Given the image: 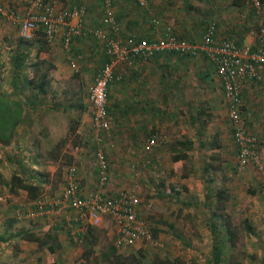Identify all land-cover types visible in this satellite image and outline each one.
<instances>
[{
    "label": "rangeland",
    "instance_id": "374dc122",
    "mask_svg": "<svg viewBox=\"0 0 264 264\" xmlns=\"http://www.w3.org/2000/svg\"><path fill=\"white\" fill-rule=\"evenodd\" d=\"M55 1L64 8L80 1L87 7L86 18L91 17L96 22L101 16L100 0ZM119 1L113 0L112 4L117 2L119 10L129 5L132 14H128L142 17V10L134 2ZM29 2L0 0V91L8 96H19L23 109L12 140L6 146L0 144V176L4 181L0 184V238L3 237L0 240V264H134L141 255L148 261L158 256L181 264H212L213 237L208 226L209 210L203 208V201L205 192L209 190L213 193L220 186L228 190L227 211L237 226L235 245L230 249L224 248L221 264H226L230 257L229 264H264V160L259 156L258 161L250 162L243 168L238 165L223 92L212 75L213 64L202 55L198 58L185 56L191 60L190 69H185L184 62L177 59L169 60L168 68L159 69L164 70L171 80V104L169 109H165L169 114L158 120L160 126L146 134L132 133L131 124L134 122L130 123L133 117L129 114L120 116L119 124L113 121L107 132H96L88 119L90 113L86 103L78 124L82 131L79 130L77 137L70 140L67 137L63 141L61 150L65 148L62 154L66 157L56 160L50 156L49 150L66 137L70 118L78 115L71 106L87 99L97 63L89 64L92 59L86 57V68L80 64L78 71L59 73L48 65L59 60L66 64L63 48L60 42H56L37 56L36 46L28 48V57H22L24 65L20 70L16 67V70L12 54L19 37L23 36L17 20L25 16ZM262 2L264 18V0ZM149 8L150 13L169 20L179 36L196 44L201 41L203 26L208 21H215L219 27L225 18L230 20L229 25L235 27V32L238 29L239 33L235 36L242 47L253 41V33L261 21L251 12L244 17L243 0H156L154 3L151 0ZM143 23L145 26L150 24L145 19ZM225 25L226 21L222 22V27ZM96 43L102 44L98 39ZM168 54L160 55L169 57ZM153 57L138 64L148 66ZM38 60L47 62L43 63L39 72L33 65ZM199 66H203L209 76H194V67ZM42 73L47 77L46 93H40L28 83L32 76L36 79L39 78L36 74ZM115 128L120 131L114 133ZM186 128L191 131L190 137L194 138L196 145L188 150L179 149L176 142L185 135L180 130ZM153 133L163 135L168 141L153 151L155 165L152 161L144 166L145 161L151 158L146 154L147 157L142 159L140 148L143 140ZM213 140L220 144L219 148H211ZM74 146H78L79 150L75 151ZM99 146L109 161V187L114 190L137 189L140 198L138 212L146 218L148 225L159 229L157 237L162 246L156 248L137 244L116 248L115 227L108 216L102 217L98 226H93L95 236L91 241L86 238L83 228L82 234L85 235L78 244L69 241L68 230L63 224L66 215L74 216L72 211H63L49 219L17 217L18 212L24 213L34 203L22 191L11 194L6 186L8 176L17 167V160H23L32 182L42 181L39 198L52 199L62 190L63 174L71 162L77 165L78 170L79 167L90 168L93 182L86 184L83 179L80 180L84 181V192L93 189L96 182L94 152ZM69 148L75 154L73 159L67 158L66 150ZM175 153H186V160L174 162L172 156ZM138 162H141L140 165ZM206 165L209 171L204 170ZM52 220H55L54 223ZM53 225H57L54 230L56 240L52 241L54 253L22 237L23 232L32 231L43 238L45 233L51 232ZM86 250L90 251L89 255H84Z\"/></svg>",
    "mask_w": 264,
    "mask_h": 264
},
{
    "label": "built area",
    "instance_id": "2783aa9c",
    "mask_svg": "<svg viewBox=\"0 0 264 264\" xmlns=\"http://www.w3.org/2000/svg\"><path fill=\"white\" fill-rule=\"evenodd\" d=\"M100 23L88 25V14L83 2H75L64 8L55 0H30L25 16L17 20L25 38L31 39L41 31L49 45L60 42L68 62L77 71L73 54V43L78 38L92 36L103 44L107 60L95 72L87 91L90 124L96 132H107L111 128L108 114V88L111 83L123 78L117 69L122 64L132 68L137 61H145L156 54L174 53L181 56L198 58L204 56L216 69L222 81L223 98L230 122L233 142L237 149V163L240 167L259 160L258 146L264 138L250 134L247 130L248 118L243 111L242 90L247 82H261L264 79V18L262 0H243L245 13H253L261 21L255 30L253 44L239 47L233 39L216 40L217 24L208 21L203 30L201 41L196 44L178 36L168 24L163 26L162 35L155 40L135 41L123 38L115 20L112 0H101ZM143 10L149 21L159 29V19L148 12L150 0H131ZM0 12L2 7L0 6ZM13 21H16L13 18ZM102 26L109 30L105 31ZM160 33V32H159ZM145 151L150 154L164 142V136L153 133L146 138ZM78 151L79 147L74 146ZM149 157V156H148ZM149 158L143 164L150 163ZM97 179L93 189L84 192L78 176V167L70 163L65 170L64 186L56 198H38L33 206L24 213H17L19 219L47 218L63 211H72L74 216H65L63 224L68 230V239L74 244L81 242L82 231L86 226H98L102 217L112 219L115 227L114 245L116 248L145 244L160 247L162 243L155 237L145 218L138 212L140 198L135 187L111 190L109 161L99 146L94 152ZM163 174V172H161ZM55 220L51 222L54 223ZM78 226L75 228V226ZM54 226V225H53Z\"/></svg>",
    "mask_w": 264,
    "mask_h": 264
},
{
    "label": "crops",
    "instance_id": "0c3cea01",
    "mask_svg": "<svg viewBox=\"0 0 264 264\" xmlns=\"http://www.w3.org/2000/svg\"><path fill=\"white\" fill-rule=\"evenodd\" d=\"M130 2H133L129 0ZM151 1V0H150ZM156 0H153V3ZM102 3V1L100 0ZM119 3L120 1L117 0ZM116 3L112 4L113 9H114V14H115V20L119 26L120 29V35L123 38H132L135 41L138 40H146V41H152L157 39L162 35V29L163 26L166 24L170 25V21L162 18L158 15H154V13H150V8L148 9V12L150 15H153L155 18L159 19L161 26L156 28L150 21L149 18L147 17V14L142 10V17L138 18L136 16H132L128 14L129 12L131 13L132 9L129 5H125V8H122L119 10L116 6L118 5ZM74 3V1H72ZM113 3V0H112ZM102 6V4H101ZM218 7V6H217ZM160 10L158 9L157 12ZM132 14V13H131ZM149 21L150 24L148 26H145L143 23V20ZM85 21L88 23V25H102L100 23V17L99 19L95 22L94 19H91V17H88L85 19ZM227 23V25L222 27V22ZM221 22V26L219 25L217 29V34H216V40H223L225 38H230L233 39L236 44L240 47L239 44L241 42L239 41L238 38H236V34L239 33L238 29L235 32V27H232V24L229 25L230 20H226L225 18ZM142 24V25H141ZM144 24V25H143ZM172 27V26H171ZM204 27V26H203ZM102 29H107L105 31H108V28L106 26H102ZM173 29V27H172ZM174 30V29H173ZM230 30V31H229ZM160 32V33H159ZM175 32V30H174ZM176 33V32H175ZM178 35V33H176ZM203 34V32H202ZM179 36V35H178ZM189 36V35H188ZM181 37V36H180ZM91 40H88L90 39ZM183 38V37H182ZM151 39V40H150ZM94 43V44H93ZM57 44V43H56ZM93 44V45H92ZM253 41L249 44L246 45H252ZM55 45V44H54ZM242 45V47L246 46ZM52 46V45H51ZM23 51L26 53L27 49L22 48ZM62 49V46H61ZM73 54L75 58V63L77 68V71L79 69L80 64L82 65V68H86V57H89L92 59V63H97V68L95 72L97 71L98 68L102 66V64L107 60L105 54H104V49H103V44L97 45L96 43V38L94 37H87V38H78L76 41L73 43ZM19 50V52H23ZM63 52V58L66 61V64L63 62V60H59L56 63L50 64L51 68H54L58 70L60 73L61 71L65 70H71L75 71V68L70 65V62H68L66 58V54L64 50L62 49ZM35 53H37V48H35ZM43 53L39 52L38 54ZM162 54V53H160ZM156 55L153 57L152 62L149 63V67L147 65H142L136 63L132 68L126 69L122 64L117 65V69L119 71L124 72L123 73V80L116 81L110 84L108 88V100H107V109H108V114L111 119V123L114 121L117 124L120 123L119 117L122 116L123 114H129L132 118L131 122L132 123V133L134 135L136 134H146L150 130H155L157 127H159L158 120L160 119L161 116L163 115H168V112H165V109H169L170 104H171V80L170 78L165 75L164 70L160 71L159 69L162 67L168 68V62L169 60H179L178 62L182 61L184 62L185 69H190V66L192 65L190 63V59L186 58L185 56H180L177 54H168L169 57H165L163 55ZM179 57H177V56ZM14 56V53L12 54V57ZM183 59V60H182ZM79 61V65H78ZM43 63V62H42ZM44 65V64H42ZM42 65L40 67H42ZM213 67V76L218 82V86L221 88L223 92V85L222 81L217 75L216 69L214 66ZM146 72V73H145ZM146 74V76H144ZM194 76H197L199 78H203V76H209V73L205 70L203 66H199L197 68L194 67ZM127 76V77H126ZM126 77V78H125ZM212 77V76H211ZM125 78V79H124ZM205 78V77H204ZM207 78V77H206ZM208 81V80H207ZM92 83V82H91ZM12 96V95H11ZM9 96V97H11ZM19 97V96H18ZM242 98H243V111L244 114L248 118V125H247V131L250 134H253L255 136H258L260 138H264V79L261 82H247L242 90ZM21 99L19 98V102L21 103ZM225 101V100H224ZM200 102V100H198ZM81 102H76L74 103L71 107L76 108V105H78ZM86 103L88 104L87 99L82 101L83 108L86 106ZM89 107V104H88ZM197 108V107H196ZM225 109L227 112L226 104H225ZM78 113V115L75 118H70L69 124L72 120H76L77 123L76 125V134L80 133L82 131L81 125H78L79 122L81 121L80 116L83 115L85 112V109H75ZM169 111V110H168ZM90 113V112H89ZM192 115V114H191ZM190 115V116H191ZM196 115V114H195ZM90 120V118H88ZM167 120V119H166ZM68 124V126H69ZM162 127H164V121L162 124ZM231 127V126H230ZM80 130V131H79ZM130 130V129H128ZM120 130L118 128H115L114 133H118ZM158 131V130H156ZM161 132H164L160 130ZM182 134H185L184 137L179 138L178 142H187L191 141L192 145L188 147L186 144L181 145L180 143L177 144L178 148L181 149L183 148L184 150H188L191 148H194L196 145V142L194 141V138L190 137L191 131L186 129L180 130ZM196 132V131H195ZM68 133V131H67ZM76 135V137H77ZM69 137L67 140H70L71 138L75 137ZM146 138L143 140L142 145H141V150H142V159L144 157H147L146 154H148L145 151V143H146ZM167 138L165 137L164 142L158 146L157 148L161 147L162 145L164 146L167 143ZM64 145V142L59 141V148L61 150V147ZM156 148V150H157ZM65 149V148H64ZM61 150V153H63L65 150ZM69 156H72V159L75 158V154L72 151L71 148L66 150ZM258 153L259 156L261 157L262 160H264V143H261L258 146ZM152 153L149 154V157L151 158V162L153 161V165H155V159L152 157ZM183 154V153H182ZM186 154V153H185ZM184 154V155H185ZM187 158V155H185ZM186 158L181 159V161H185ZM146 159V158H145ZM150 160V159H149ZM73 163V162H71ZM139 165L141 162H138ZM69 165V164H68ZM135 167V166H133ZM157 167V166H155ZM65 173V172H64ZM92 171L90 168H84V167H79L78 170V176L79 179H83L86 184L93 182L92 181ZM114 174H115V169H114ZM65 175V174H63ZM94 176L95 180L97 179V171L96 167L94 166ZM83 181V182H84ZM82 189L85 188V185L82 184L83 182L80 180ZM109 187V185H108ZM110 188V187H109ZM111 189V188H110ZM114 190V189H111Z\"/></svg>",
    "mask_w": 264,
    "mask_h": 264
},
{
    "label": "trees",
    "instance_id": "16d2710c",
    "mask_svg": "<svg viewBox=\"0 0 264 264\" xmlns=\"http://www.w3.org/2000/svg\"><path fill=\"white\" fill-rule=\"evenodd\" d=\"M234 1H237V0H234ZM239 1H242V0H239ZM89 37H92V36H88V38ZM34 46H36L37 48V53H36V56H37L39 52L47 51L48 47L51 45H49L47 41L44 39V36L41 31H38L35 34L34 38H31V39L25 38L24 36L19 37L18 41L16 42V50L13 56L15 68L17 67L18 70H20L21 67L25 63L22 57H28V53L27 54L25 52L20 53L19 50H21L22 48H26V49L33 48ZM170 54H174V53H170ZM138 62H141V61H137L136 63ZM43 63H47V62H43ZM43 63H41L38 60L33 64L38 72L41 70L42 67L40 66ZM36 76H39V78L35 79V76H32V78L28 79V83L32 84L33 88L38 90L40 93H46L48 82H47V77L45 76V73H42L40 75L36 74ZM75 109L82 110V109H85V106L83 108L82 103H79L78 105H76ZM22 112H23L22 104L19 101L13 100L11 97H9L8 95H5L4 93L0 91V138L4 140L9 139L8 142L6 143L0 142L2 146L8 145L9 141L12 140L15 127L21 121ZM76 123H77L76 120H72L70 122L68 126V133L66 137L63 138V140H61L62 142L66 141L67 136L76 137L77 135L76 125H75ZM10 133H12L11 137H10ZM176 143L177 144L180 143L181 145L186 144L188 147L192 145L191 141H187V142L177 141ZM58 145H59V141L53 146L51 150H49V153H50V156H52L54 159L61 160L66 156H64V154L61 153V150ZM210 146L211 148L217 149L220 147V144L217 141L213 140L211 141ZM172 157H173L174 162H177L183 158H186V156L182 153L181 154L175 153ZM67 158L72 159V156L68 155ZM209 169L210 168H208V165L204 166L205 171H209ZM183 176L186 177V174H183ZM207 178L208 180H210L208 176ZM31 179H32L31 175L29 174V171L24 166L23 160L22 161L17 160L16 169H14L10 173L5 183L11 194L16 195L18 192L22 191L26 194V196L29 199L35 200V199H38L42 195V189L40 186L42 181L37 180V182L34 183L32 182ZM0 184H4V181H2L1 176H0ZM228 199H229V194L225 186L217 187L213 193H211L208 190L204 194L203 208L206 211L209 210L208 226H209L210 232L213 237L212 256H211L212 264H221L223 261L224 248L225 247H228V249L233 248L236 242V236H237L236 227L237 226L232 222L231 216L227 211ZM55 226L57 225H54L53 227H51L52 229L51 232L45 233L43 238L35 235L32 231L23 232L22 237L26 239L27 241L36 242L38 246H40V248H46L50 253H54L55 246L54 244H52V241L56 240L55 235H54L55 233L54 230H56ZM247 226L248 228H250L249 225ZM149 227H150L152 234L155 237H157L159 233V229L155 226L149 225ZM85 234H86V238H88L91 241L95 236L93 226H86ZM85 234H82V237ZM0 240L2 241L3 237H1ZM48 241H51V243H47ZM112 249L115 250V247H112ZM89 252L90 251L86 250L84 255H89ZM142 259L144 260V262H142L143 261ZM230 260H231V257L228 258L226 264H229ZM134 264H181V263L178 261H172L169 259H162V258H159L158 256H154L150 261H148L145 259V256L141 255V258L137 260L136 263L134 262Z\"/></svg>",
    "mask_w": 264,
    "mask_h": 264
},
{
    "label": "water",
    "instance_id": "95a60500",
    "mask_svg": "<svg viewBox=\"0 0 264 264\" xmlns=\"http://www.w3.org/2000/svg\"><path fill=\"white\" fill-rule=\"evenodd\" d=\"M11 98H12L13 100H15V101H19V97H18L17 95H12ZM11 136H12V133H10V137H11ZM8 140H9V139H5V140H4V139H1V138H0V142H1V143H6V142H8Z\"/></svg>",
    "mask_w": 264,
    "mask_h": 264
}]
</instances>
